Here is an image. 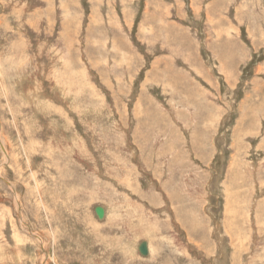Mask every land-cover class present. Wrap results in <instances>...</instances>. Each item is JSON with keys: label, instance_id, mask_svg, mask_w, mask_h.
<instances>
[{"label": "rangeland", "instance_id": "obj_1", "mask_svg": "<svg viewBox=\"0 0 264 264\" xmlns=\"http://www.w3.org/2000/svg\"><path fill=\"white\" fill-rule=\"evenodd\" d=\"M0 67V264H264V0H0Z\"/></svg>", "mask_w": 264, "mask_h": 264}, {"label": "water", "instance_id": "obj_2", "mask_svg": "<svg viewBox=\"0 0 264 264\" xmlns=\"http://www.w3.org/2000/svg\"><path fill=\"white\" fill-rule=\"evenodd\" d=\"M96 216L98 219H102L103 215H104V211L102 208H95L94 210ZM138 252L141 256H146L148 254V250H147V245L145 242H142L139 246H138Z\"/></svg>", "mask_w": 264, "mask_h": 264}, {"label": "bare ground", "instance_id": "obj_3", "mask_svg": "<svg viewBox=\"0 0 264 264\" xmlns=\"http://www.w3.org/2000/svg\"><path fill=\"white\" fill-rule=\"evenodd\" d=\"M1 68V67H0ZM131 153V152H130ZM110 172V171H109ZM96 222V221H95ZM61 245V244H60ZM67 254V253H66Z\"/></svg>", "mask_w": 264, "mask_h": 264}]
</instances>
